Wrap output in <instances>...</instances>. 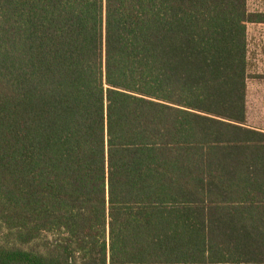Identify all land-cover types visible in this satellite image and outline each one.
Here are the masks:
<instances>
[{
	"label": "trees",
	"instance_id": "16d2710c",
	"mask_svg": "<svg viewBox=\"0 0 264 264\" xmlns=\"http://www.w3.org/2000/svg\"><path fill=\"white\" fill-rule=\"evenodd\" d=\"M247 0H0V264H264Z\"/></svg>",
	"mask_w": 264,
	"mask_h": 264
},
{
	"label": "rangeland",
	"instance_id": "374dc122",
	"mask_svg": "<svg viewBox=\"0 0 264 264\" xmlns=\"http://www.w3.org/2000/svg\"><path fill=\"white\" fill-rule=\"evenodd\" d=\"M252 12L264 13V0H247ZM250 78L247 81V125L264 131V25L247 29Z\"/></svg>",
	"mask_w": 264,
	"mask_h": 264
}]
</instances>
